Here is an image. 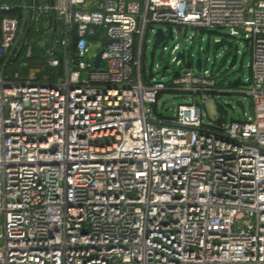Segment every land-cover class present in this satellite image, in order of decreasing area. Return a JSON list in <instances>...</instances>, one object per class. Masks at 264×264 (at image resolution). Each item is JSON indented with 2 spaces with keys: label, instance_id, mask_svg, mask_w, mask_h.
<instances>
[{
  "label": "built area",
  "instance_id": "built-area-1",
  "mask_svg": "<svg viewBox=\"0 0 264 264\" xmlns=\"http://www.w3.org/2000/svg\"><path fill=\"white\" fill-rule=\"evenodd\" d=\"M159 26L229 29L215 41L251 45L249 78L174 43L150 80ZM35 44L54 73L15 70ZM225 94L250 105L206 122ZM0 264H264V0H1Z\"/></svg>",
  "mask_w": 264,
  "mask_h": 264
},
{
  "label": "rangeland",
  "instance_id": "rangeland-1",
  "mask_svg": "<svg viewBox=\"0 0 264 264\" xmlns=\"http://www.w3.org/2000/svg\"><path fill=\"white\" fill-rule=\"evenodd\" d=\"M157 28V27H156ZM155 28V29H156ZM155 29L150 30L147 37V42L144 47V61H143V71L147 78L151 80L150 74L156 68L157 63L165 65L171 62L170 50L174 43H179L180 49H187V59L190 58L189 54H193L192 61L196 63L197 58L200 56L204 64L209 69H216L219 64H221L226 48L220 47L215 49L213 43L217 38L222 37V34H228L229 29L220 28L214 32L201 31L196 28H180L178 26L174 27L175 38L169 39L166 43L168 46L166 50H163V46L154 45V33ZM195 35V36H194ZM237 50L228 56L226 63L222 66L221 70L216 73V77L219 80L227 82L229 79H234L238 76H242L243 81H246L251 74L250 63L252 60L251 45L245 39L240 41L236 40ZM90 53L94 55L100 48L101 42L93 40L89 44ZM214 63V64H213ZM35 72V70H32ZM172 73L165 77V81L171 79ZM89 77V71H83V78ZM182 94L177 92H164L160 95L158 100V108L161 106H175L181 102ZM245 100L246 106L249 107L250 101L245 95L242 94H225L221 101L224 103V107H218L217 101L208 102L206 104V114L205 121L216 120L222 114L226 115L225 109L230 110L228 114V119L234 112L232 106H235L236 110L241 109V101ZM222 113V114H221Z\"/></svg>",
  "mask_w": 264,
  "mask_h": 264
},
{
  "label": "water",
  "instance_id": "water-1",
  "mask_svg": "<svg viewBox=\"0 0 264 264\" xmlns=\"http://www.w3.org/2000/svg\"><path fill=\"white\" fill-rule=\"evenodd\" d=\"M56 28H57V22L54 21V29L52 31V33L50 34L49 36V39L50 41L52 40V37L56 31ZM90 38H97V34H91L89 35ZM166 38H170L172 39L173 38V28L172 26L169 27V30H168V34L166 35V33L164 32L163 28L161 26L157 27L156 29V32L154 33V45H160L162 43V41ZM109 39L107 37H104L102 38L101 42H102V48L99 50L98 54L96 55L95 57V60H94V65H95V69L100 67V66H104L105 64V61L102 57V54L104 52V45L108 44L109 43ZM215 49H219L220 47H224V46H227L229 47V50L226 52L221 64L218 65V67L216 68V72H219L222 68V66L226 63V60L228 58L229 55L232 54V47H233V42L232 41H229L226 37H223L221 38L220 40L218 41H214L213 43ZM167 68V65H164L163 66V69H162V73H165V70ZM196 68L197 70L200 72L201 71V68H202V60H201V57H198L197 60H196ZM240 82V76L236 77L235 79L233 80H230L228 81V85L229 86H233L237 83Z\"/></svg>",
  "mask_w": 264,
  "mask_h": 264
},
{
  "label": "trees",
  "instance_id": "trees-1",
  "mask_svg": "<svg viewBox=\"0 0 264 264\" xmlns=\"http://www.w3.org/2000/svg\"><path fill=\"white\" fill-rule=\"evenodd\" d=\"M1 1V0H0ZM15 1V0H12ZM33 57L29 60L30 66L28 68H20L19 64H15V70H21L23 74H26L30 71V68H35L39 76L43 74H52L55 72V69L49 68L48 66H43V55H42V49L35 44L33 47Z\"/></svg>",
  "mask_w": 264,
  "mask_h": 264
},
{
  "label": "flooded vegetation",
  "instance_id": "flooded-vegetation-1",
  "mask_svg": "<svg viewBox=\"0 0 264 264\" xmlns=\"http://www.w3.org/2000/svg\"><path fill=\"white\" fill-rule=\"evenodd\" d=\"M228 40H229V41H232V39H231V38H228ZM232 42H233V41H232ZM226 61H227V60H226Z\"/></svg>",
  "mask_w": 264,
  "mask_h": 264
}]
</instances>
